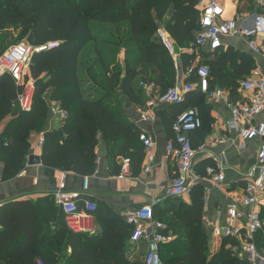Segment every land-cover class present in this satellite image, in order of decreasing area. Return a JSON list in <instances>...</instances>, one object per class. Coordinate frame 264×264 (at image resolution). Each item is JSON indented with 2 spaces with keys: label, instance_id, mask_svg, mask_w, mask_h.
Segmentation results:
<instances>
[{
  "label": "trees",
  "instance_id": "1",
  "mask_svg": "<svg viewBox=\"0 0 264 264\" xmlns=\"http://www.w3.org/2000/svg\"><path fill=\"white\" fill-rule=\"evenodd\" d=\"M169 13L165 29L171 40L179 47L191 43L198 47L199 0H0V55L18 40L34 46L59 42L58 47L33 56L25 77V83L32 80L34 85L30 110H22L19 102L25 84L9 75L0 77V125L7 121L0 131L2 179H12L26 168L33 133H44L41 157L45 166L83 176L96 170L100 141L113 158H130L139 151L136 140L140 132L127 119L119 91L141 104L143 87L136 88L137 77L140 82L156 80L164 87L162 91L175 86L174 56L158 35L160 22ZM187 55L181 56L184 68L192 66L196 56L195 52ZM81 70L102 90L99 98L85 96ZM194 73L188 81H196ZM199 95L194 89L174 105H190L180 112L197 108L193 100ZM52 103L58 104L65 116L59 129L45 131ZM202 126L191 133L192 141ZM191 193V204L181 203L173 212L171 220L176 218L185 230L161 245L163 263L251 264L226 248L228 243L236 244L231 239H224L222 249L211 256L202 225L204 193L200 187H193ZM176 199L168 198L167 206ZM167 212L168 207L153 208L159 221H168ZM111 218L113 223L94 234L75 233L52 195L8 202L0 207V264H35L37 259L45 264H146L126 255L132 226L125 218ZM51 223L57 225L56 233ZM53 240L58 256L49 251ZM64 242L65 248L60 245ZM69 246L72 253L67 255L64 251Z\"/></svg>",
  "mask_w": 264,
  "mask_h": 264
},
{
  "label": "crops",
  "instance_id": "2",
  "mask_svg": "<svg viewBox=\"0 0 264 264\" xmlns=\"http://www.w3.org/2000/svg\"><path fill=\"white\" fill-rule=\"evenodd\" d=\"M218 1L224 7L221 20H236L240 24L251 25L255 16H264V4L259 0ZM170 18L169 13L160 22V28L173 45L176 70L174 85L182 88L192 82L195 85V90L201 94L198 99L193 100V103L197 106L203 128L193 135V143L196 147L203 146V148L196 155L193 171L189 174L188 179L190 182H194L193 187H200L204 193L202 225L208 236L210 254L212 256L222 249L224 239H231L236 241V244L228 243L226 248L232 250L240 258H247L240 251L241 238L238 236L227 237L223 232L227 229L240 227L241 233H245L246 219L244 216L248 209L243 205L242 199L245 186L250 180L249 173L258 164L261 139L259 137L242 139L239 130L232 127L230 122L233 118L232 106L234 104L249 105L251 97L258 92V90L244 88L242 82L264 79V34L257 35V44L262 51L255 50L249 45L248 40L240 35H222V46L216 51L208 45L195 48L194 43L179 47L171 40L165 29V24ZM194 52L196 56L192 66L184 68L182 54L192 55ZM121 59L122 56H120ZM200 65L209 66L211 85L226 92L227 95L224 99L210 102L199 91L195 81H188L194 73V69ZM154 78L157 79V77ZM136 81V88H142L139 77L136 78ZM155 82L156 80L153 83L157 93H164L165 90L162 91L164 87ZM142 93L141 104L133 102L121 90L119 96L123 99V110L129 122L135 125L138 132H145L153 139V161L149 162L148 153L144 149L143 143L137 139L136 143L140 150L134 153L131 149L130 152L134 153L129 158L131 174L124 178H119V174L126 156L110 157L104 141H100L96 150L100 162H97L95 172L88 176L66 173L44 164L32 166L27 164L26 168L16 177L3 180V164L0 163V207L15 200L31 199L36 201L47 195L54 197V193L59 190L61 182L64 181L66 190L77 191L80 194L79 206L81 209H84L86 201L93 202L98 206L96 214L93 213L90 217L83 219L85 225L83 232L94 234L106 224L110 225L114 222L111 216L124 219L127 213L151 205L156 211L168 207L166 214L168 221L161 222L166 226L164 231L172 234L174 239L177 238L185 229L181 228L176 218L174 220L171 218L179 204H191L192 193L176 199L175 202L168 203L167 206L166 202L170 197H166V191L178 173V166L176 161L167 154L166 147L170 141L175 139L173 123L180 109L190 105L186 102L182 107L174 105L177 103L159 102L153 108L154 118L144 120L140 110L146 108L150 97L144 89ZM55 106L58 104H51V107ZM262 122H264V111L251 118V125H258ZM240 123L241 125L247 124L245 119H241ZM61 126L60 118L51 111L45 124V131L57 130ZM41 136H44L43 132L32 134L30 154L41 155V145L39 144ZM147 165L150 166L149 171H146ZM210 165H220L223 168L225 175L223 181L219 182L207 177L206 168ZM158 199L161 201L156 203ZM233 211L236 212L235 217L232 216ZM255 211L264 218V192ZM154 220L157 219L154 218ZM146 224L150 230L152 227L154 228L151 221H146ZM56 226L55 223H51L54 233L57 232ZM216 230L221 231L220 235L216 233ZM54 241L50 242L49 251L58 256V246L52 244ZM254 242L258 256L264 263V233L262 231L255 234ZM126 244V255L132 261L145 262L148 240L144 239L134 243L130 237V239H126ZM60 245L63 248L66 247L65 242ZM65 252L70 255L72 248L69 246Z\"/></svg>",
  "mask_w": 264,
  "mask_h": 264
},
{
  "label": "built area",
  "instance_id": "3",
  "mask_svg": "<svg viewBox=\"0 0 264 264\" xmlns=\"http://www.w3.org/2000/svg\"><path fill=\"white\" fill-rule=\"evenodd\" d=\"M259 2L264 4V0H259ZM199 5L202 9V16L200 20L201 28L196 39L198 47L208 45L211 49L217 50L222 46V35H240L245 37L249 45L255 50L262 51L257 44V35L264 34V16L257 15L251 25H244L236 20H221L224 7L218 0H199ZM158 35L174 56L173 45L161 28L158 30ZM58 45L59 42H49L39 46L31 45L29 42H19L0 55V77L9 75L17 83L25 84L24 92L19 95L22 110H30L32 106L34 85L32 80L25 83V77L30 72L33 56L36 53L56 48ZM194 74L199 91L206 96L208 101L215 102L226 97L227 94L223 89L212 87L211 71L208 65H200ZM140 84L150 97L146 108L140 110L141 117L144 120L154 118L153 108L157 103L180 104L186 99V94L195 89V85L190 82L182 88L174 86L168 88L164 93H157L153 82H141ZM242 86L246 89L258 90V92L251 97L249 105L234 104L232 106L233 118L230 125L239 130L240 136L244 140L259 137L261 146L258 152V164L249 173L250 180L245 186L242 199L243 205L248 209L244 216L246 219L245 233H241V228L237 227L235 229H227L223 234L227 237L238 236L241 238L240 251L251 264H264L258 256L254 242L257 232L262 231L264 233V218L255 211V207L260 203L264 192V122L258 125H251V118L255 114L264 111V79L244 81ZM51 111L60 119L65 116V112L59 109L58 106L52 107ZM241 119H245L247 124L241 125ZM201 126L202 119L196 107L183 110L175 118L173 123L175 139L167 144L166 151L176 161L178 173L172 179L171 185L166 191V197L180 198L189 194L194 186V182H190L188 176L192 173L196 155L203 146L194 147L191 133ZM139 140L143 143L148 153L149 162L153 161V139L147 133L141 132ZM43 142L44 136H41L39 144L42 146ZM97 162H100V157H97ZM123 162L119 178H124L131 174L130 159L124 158ZM149 169L150 166L147 165L146 171H149ZM206 175L210 179L219 182L225 178L223 168L220 165L208 166ZM54 198L56 203L63 209L68 228L75 233H82L85 230L83 219L93 214L97 207L96 204L86 201L84 209H81L79 206L80 194L77 191L66 190L64 181L61 182L59 190L54 193ZM160 201L161 199H158L156 203ZM232 216H236L235 211L232 212ZM125 218L127 223L132 226L131 241L138 243L146 239L149 242L145 263L164 264L160 253L161 245L173 241L174 236L164 231L166 226L161 221L154 220L153 207L151 205L144 206L141 209L127 213ZM148 220L152 222L155 230L153 227L150 230L147 226L146 221ZM216 233L220 235L221 231L216 230ZM35 264L45 263L42 260H37Z\"/></svg>",
  "mask_w": 264,
  "mask_h": 264
},
{
  "label": "rangeland",
  "instance_id": "4",
  "mask_svg": "<svg viewBox=\"0 0 264 264\" xmlns=\"http://www.w3.org/2000/svg\"><path fill=\"white\" fill-rule=\"evenodd\" d=\"M95 25H98V24H95ZM100 26H101V25H100ZM98 28H99L98 30H100V28H101V30H103V28H102V27H99V25H98ZM105 30H107V29L105 28ZM17 33H18V31L14 33V39H16V37H17ZM19 42H27V41H26L25 39H23V40H18V41H14L9 47H11L12 45L17 44V43H19ZM103 46H105V45H103ZM89 47H90V46H87V47L83 50L82 54L86 53ZM105 47H106V46H105ZM122 55H123V53H122ZM119 57H120V56H119ZM80 77H81V86H82V88H83V91L85 92V96H86V97H89V98H99V97L102 95V90H101L98 86H96V85H95V84H94V83L88 78V77H90V76L86 73L85 70H81V71H80ZM6 122H7V121H4V122L0 125V131L4 129V127H5V125H6Z\"/></svg>",
  "mask_w": 264,
  "mask_h": 264
},
{
  "label": "water",
  "instance_id": "5",
  "mask_svg": "<svg viewBox=\"0 0 264 264\" xmlns=\"http://www.w3.org/2000/svg\"><path fill=\"white\" fill-rule=\"evenodd\" d=\"M27 164L29 166L43 164L41 155L35 153L29 154Z\"/></svg>",
  "mask_w": 264,
  "mask_h": 264
}]
</instances>
